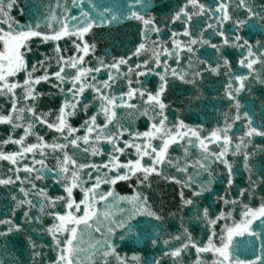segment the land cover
<instances>
[{
    "label": "snow or ice",
    "instance_id": "6c2138e0",
    "mask_svg": "<svg viewBox=\"0 0 264 264\" xmlns=\"http://www.w3.org/2000/svg\"><path fill=\"white\" fill-rule=\"evenodd\" d=\"M0 264H264V0H0Z\"/></svg>",
    "mask_w": 264,
    "mask_h": 264
},
{
    "label": "water",
    "instance_id": "95a60500",
    "mask_svg": "<svg viewBox=\"0 0 264 264\" xmlns=\"http://www.w3.org/2000/svg\"><path fill=\"white\" fill-rule=\"evenodd\" d=\"M21 3L22 4H24V3L30 4L31 3V0H21ZM13 14L14 15L17 14L15 9L13 10ZM19 19L23 22L25 18L23 16H20ZM138 124L142 127L143 126V121L138 122ZM119 190L122 193L125 192V191H128V189L124 185H121L119 187ZM234 239L240 244V251H239L238 254L241 255L242 258H244V257L251 258V256H252V249L249 248V247H245V242H246V239L247 238L246 237H236Z\"/></svg>",
    "mask_w": 264,
    "mask_h": 264
}]
</instances>
